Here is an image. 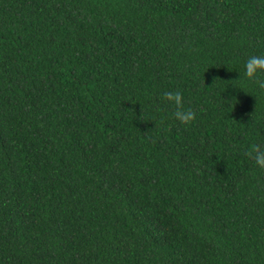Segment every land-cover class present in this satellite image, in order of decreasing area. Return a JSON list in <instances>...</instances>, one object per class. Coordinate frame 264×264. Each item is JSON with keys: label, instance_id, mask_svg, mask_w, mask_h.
<instances>
[{"label": "trees", "instance_id": "trees-1", "mask_svg": "<svg viewBox=\"0 0 264 264\" xmlns=\"http://www.w3.org/2000/svg\"><path fill=\"white\" fill-rule=\"evenodd\" d=\"M251 55L264 0H0V264H264Z\"/></svg>", "mask_w": 264, "mask_h": 264}, {"label": "clouds", "instance_id": "clouds-1", "mask_svg": "<svg viewBox=\"0 0 264 264\" xmlns=\"http://www.w3.org/2000/svg\"><path fill=\"white\" fill-rule=\"evenodd\" d=\"M245 74L252 76L259 69L264 68V55H251L244 63ZM168 100L174 102L176 111L174 116L182 123H190L195 119V113L190 109L182 107V94L180 91H167L162 94ZM249 155H254V161L257 166L264 168V147L252 145Z\"/></svg>", "mask_w": 264, "mask_h": 264}]
</instances>
